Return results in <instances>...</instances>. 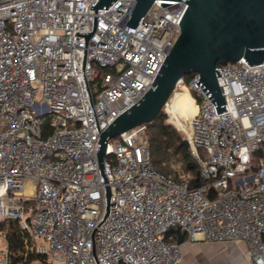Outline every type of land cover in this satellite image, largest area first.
<instances>
[{
    "label": "built area",
    "instance_id": "built-area-1",
    "mask_svg": "<svg viewBox=\"0 0 264 264\" xmlns=\"http://www.w3.org/2000/svg\"><path fill=\"white\" fill-rule=\"evenodd\" d=\"M97 2L0 0V232L18 223L45 257L30 264H184L200 242H244L264 264V63L217 66L223 112L199 74L177 86L197 106L172 115L206 185L154 167L147 125L108 141L104 177L101 132L152 86L188 5L155 2L134 28L135 0Z\"/></svg>",
    "mask_w": 264,
    "mask_h": 264
},
{
    "label": "water",
    "instance_id": "water-1",
    "mask_svg": "<svg viewBox=\"0 0 264 264\" xmlns=\"http://www.w3.org/2000/svg\"><path fill=\"white\" fill-rule=\"evenodd\" d=\"M117 0H98L90 9H108ZM136 5L127 25L137 27L151 6L163 7L185 2L188 7L179 21L180 34L161 65L152 86L132 107L118 116L101 132L98 162L104 174L107 144L125 132L148 125L158 117L170 101L177 86L188 75L199 74L196 82L213 103L217 113L226 111L217 80L219 64L245 59L250 65L264 63V0H135ZM188 148L189 144L183 140ZM107 204L110 189L107 187ZM178 243H185L179 228L171 230Z\"/></svg>",
    "mask_w": 264,
    "mask_h": 264
},
{
    "label": "trees",
    "instance_id": "trees-1",
    "mask_svg": "<svg viewBox=\"0 0 264 264\" xmlns=\"http://www.w3.org/2000/svg\"><path fill=\"white\" fill-rule=\"evenodd\" d=\"M194 73L184 78L189 83ZM150 135V150L154 167L162 174L175 179L189 180L193 188L207 184L201 177V170L196 159L190 150L183 144V138L170 125L165 123L162 112L148 124ZM180 164L175 167V164ZM210 197L215 191L210 189ZM1 230L6 231V240L9 253L12 257V264H30V262L41 259L43 255H36L28 250L30 244L27 234L21 230L16 221H9L3 224Z\"/></svg>",
    "mask_w": 264,
    "mask_h": 264
},
{
    "label": "crops",
    "instance_id": "crops-1",
    "mask_svg": "<svg viewBox=\"0 0 264 264\" xmlns=\"http://www.w3.org/2000/svg\"><path fill=\"white\" fill-rule=\"evenodd\" d=\"M247 250L244 242L186 244L183 247L184 264H252L247 258Z\"/></svg>",
    "mask_w": 264,
    "mask_h": 264
},
{
    "label": "rangeland",
    "instance_id": "rangeland-1",
    "mask_svg": "<svg viewBox=\"0 0 264 264\" xmlns=\"http://www.w3.org/2000/svg\"><path fill=\"white\" fill-rule=\"evenodd\" d=\"M97 85L98 84H94V87H96ZM181 86L182 87L178 88L176 95L175 94L172 95L170 101L168 102V106H166L162 110V117H164L165 123L170 125L183 138L185 134L182 130L179 129V127L176 125V123H174V118H175V116H178L176 114H179L182 118H184L183 120L188 123L193 115H189V116L185 117V115H183L181 112H177L176 109H173L174 108L173 104L178 100V98L181 97L182 95L188 94V93L185 94V91L187 88L184 85H181ZM187 91L189 92L188 89H187ZM190 95L192 96L193 94L190 93ZM173 113H176L175 116L172 115ZM178 125H179V123H178ZM116 140L117 139H115L114 141H116ZM201 155L205 158L206 152L202 150ZM179 166H180V164H178V163L175 164V167H179ZM7 249H8V245H7L6 235L0 232V251H5ZM197 258H199V256Z\"/></svg>",
    "mask_w": 264,
    "mask_h": 264
},
{
    "label": "bare ground",
    "instance_id": "bare-ground-1",
    "mask_svg": "<svg viewBox=\"0 0 264 264\" xmlns=\"http://www.w3.org/2000/svg\"><path fill=\"white\" fill-rule=\"evenodd\" d=\"M188 93L187 95H182L181 97L178 98V100L173 104L174 108L176 109L177 112H181L185 117L189 115H195L197 112V106L194 102L193 97L190 95V93L185 91V94Z\"/></svg>",
    "mask_w": 264,
    "mask_h": 264
}]
</instances>
